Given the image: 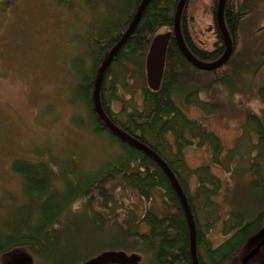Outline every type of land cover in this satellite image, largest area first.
Returning <instances> with one entry per match:
<instances>
[{"label":"trees","instance_id":"1","mask_svg":"<svg viewBox=\"0 0 264 264\" xmlns=\"http://www.w3.org/2000/svg\"><path fill=\"white\" fill-rule=\"evenodd\" d=\"M71 1L58 3L66 6ZM141 1L82 0L91 15L98 12L99 22L92 28L87 25L86 32H82V41L85 37L90 41L91 64L85 66L81 56L70 60L75 78L71 101L86 110L87 129L100 143H106L108 151L93 168L83 166L85 171L74 156H48L37 161L14 158L9 168L20 178L22 195L21 200L5 203L0 192V258L24 248L39 264H66L68 255L61 241L67 237V219L73 214H84L91 229L81 240L87 245L96 241L98 248L87 250L82 259L71 264L83 263L103 252H135L138 246L142 249L138 251L143 258L141 264H192L186 217L169 178L155 161L112 134L93 111L97 69L126 31ZM256 1L225 0L224 21L233 40L226 64L234 61L241 21L254 13ZM178 2L149 0L103 75L100 103L114 125L156 153L175 176L192 214L198 264H239L247 242L264 229V209L249 220L241 212H229L222 217L218 200L222 181L212 173L211 166L236 176L250 173L251 189L264 190V87L258 90L261 115L246 116L240 130L242 136L226 151L214 132L188 118L174 100L175 95H181L185 104L203 107L199 92L207 90L205 80L216 75L218 69L202 71L194 67L171 36L160 86L157 90L149 89L144 70L146 52L161 28L172 32ZM190 2L185 0L181 13L182 37L198 60L214 62L224 52L216 28L218 0L210 1L208 11L215 27L212 48L201 46L190 32ZM228 77L214 79L224 82L223 78ZM136 92L142 96L140 105L134 99ZM206 108L208 112L212 110V106ZM78 119L77 126L85 128L84 120ZM254 136L255 141H251ZM243 138L252 142L246 153L239 149ZM190 145L207 146L209 164L190 167L184 158V147ZM36 154L45 157L41 150ZM191 176L196 178L192 189L188 183ZM215 234L218 241L212 238ZM258 258L256 254L248 264H264Z\"/></svg>","mask_w":264,"mask_h":264},{"label":"rangeland","instance_id":"2","mask_svg":"<svg viewBox=\"0 0 264 264\" xmlns=\"http://www.w3.org/2000/svg\"><path fill=\"white\" fill-rule=\"evenodd\" d=\"M62 1L0 0V192L5 203L21 200L22 195L20 178L9 168L14 158L37 161L48 156H74L85 171L84 167L93 168L108 151L106 143H100L87 129L86 110L71 101L75 78L70 71V60L81 56L85 66L91 64L90 41L88 37L82 41V32H86L87 25L92 28L99 22L98 12L91 15L82 0H72L66 6L58 3ZM210 1L213 0H191L192 9L188 11L190 32L204 48H212L216 41L213 19L208 12ZM165 32L170 30L161 28L157 33ZM236 40L234 61L231 64L226 61L216 69V75L205 80L207 90L199 92L203 107L185 104L181 95L174 96L188 118L201 122L204 129L219 137L225 151L235 146L246 116L262 113L258 90L264 87V0H257L254 13L242 19ZM222 75L230 77L223 78L224 82L215 81L214 78ZM134 99L140 105L141 93L136 92ZM206 106H212V110L208 112ZM78 118L84 120L85 128L77 126ZM252 140L255 141V136ZM251 141L243 138L240 151L246 153ZM38 150L45 157H38ZM184 158L194 168L209 164L210 152L207 146L190 145L184 147ZM211 170L222 181L218 198L222 217L229 212H241L249 220L264 209V190L251 189L250 173L236 176L215 166ZM188 181L190 188H194L196 178L191 176ZM90 223L84 214L68 217L67 237L61 241L68 255L66 264L82 259L87 250L98 248L96 241L87 245L81 240L91 229ZM216 234L212 238L218 241ZM258 245L257 255L264 261V229L247 242L239 264ZM26 251L21 248L3 256L0 264H16L19 260H24L23 264H39ZM138 251L124 253L142 263Z\"/></svg>","mask_w":264,"mask_h":264},{"label":"water","instance_id":"3","mask_svg":"<svg viewBox=\"0 0 264 264\" xmlns=\"http://www.w3.org/2000/svg\"><path fill=\"white\" fill-rule=\"evenodd\" d=\"M149 0H142L141 4L139 5L134 17L132 18L128 28L121 36L119 41L115 44L113 48L108 52L104 60L102 61L100 67L97 69L96 78L94 81L93 92H92V105L93 111L98 116L99 120L103 123V125L117 138L121 141L125 142L126 144L130 145L131 147L137 149L138 151L144 153L153 161H155L159 167L164 171L166 176L169 178L172 187L174 188L181 206L183 208L188 229H189V246H190V256L192 264H198L197 257H196V244H195V229L194 223L192 219V214L190 212L187 199L178 184L175 176L169 170L167 165L163 162L161 158L157 156L150 148L139 142L136 138L128 135L116 125H114L109 118L104 113L101 103H100V88L102 83L103 75L106 69L111 64L113 58L116 56L117 51L121 46L125 44L127 39L129 38L130 34L134 30L135 26L137 25L141 13ZM185 0H179L175 14H174V22H173V30L172 32H165L162 34H158L153 37L152 41L149 44V48L145 55L144 59V68H145V80L147 86L151 90H157L160 86L164 66H165V57L167 52V46L171 36L177 42L178 48L184 55V57L196 68L200 70H216L220 66H222L227 59L229 58L232 52V38L228 32L226 27V23L224 21V4L225 0H218L217 9H216V28L220 33L221 40L224 44V52L223 54L214 62H202L198 60L187 48L184 39L181 33V25H180V18L182 9L184 7ZM260 245H258L252 252H250L244 259L241 261V264H247L248 260L259 251ZM24 260H19L16 264H23ZM80 264H140L138 259L131 255L128 256L124 252H103L98 254L87 261L80 263Z\"/></svg>","mask_w":264,"mask_h":264}]
</instances>
